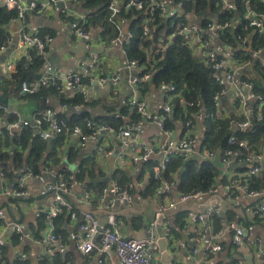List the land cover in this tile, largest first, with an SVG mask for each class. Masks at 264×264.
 <instances>
[{
    "label": "built area",
    "instance_id": "built-area-1",
    "mask_svg": "<svg viewBox=\"0 0 264 264\" xmlns=\"http://www.w3.org/2000/svg\"><path fill=\"white\" fill-rule=\"evenodd\" d=\"M70 1L75 4L78 3V0H39L31 2L0 0V8L16 12V17L11 23L20 26L16 33L18 49L29 52V62L32 63L34 60L31 55L33 52L35 56L42 57L46 63L38 78L21 83V94L36 96L50 88H55L56 90L85 96V80L89 86H93L98 81L103 83L109 81L115 90L121 88V84L125 80L130 89L129 107L138 114L141 120L158 124L165 139L159 146H147L142 141L137 130V123L134 121L125 126L115 127L99 118L84 117L81 123L70 125L68 119L55 113L52 109H47L32 119H21L22 127L31 128L34 134H38L44 141L64 136L66 140L81 149L86 148L90 142L100 138L106 142L110 139L118 142H129L131 145L130 158L133 164L147 163L159 156L160 159L152 161L150 178L158 184L157 192L162 195L171 193L174 188L164 178V171L174 159L189 160L197 154L201 160L214 161L217 159L223 165V173L208 192H191L178 195L168 204L159 205L154 218L147 224L144 238L125 237L119 228L118 214L115 212L117 207H126L134 203V184L119 186L114 183L104 186L102 190L96 193L89 190V186H86V203L90 204L94 198H99L106 203L109 213L105 224H102L92 211L84 213L83 220L79 223V232L74 241L76 250L84 258L98 252L107 260L108 264H156L153 256L160 249L159 221H161L165 239L169 242L173 236L169 217L170 210L174 209L177 203H187L200 198H205L207 204L200 212H189L188 226L183 229L187 236L194 235L192 233H197V235L205 233L209 237L213 234V239H219L224 233L229 232L232 236V246L235 249H241L247 236L246 227L235 221L228 223L221 230L215 231L214 221L216 216L231 208L227 204L222 205L214 201L213 198L219 196L223 191L226 194V199L231 201L238 199L241 195L256 200V203L248 209L245 216L253 222L264 223V181H262L261 186H254L257 181L264 178V149L256 148L255 144H250L249 141L242 138L243 135L255 134V126L264 122V92L258 90L255 85L254 78L257 75L253 71H249L255 61H261L264 66L263 48L254 49L255 47H253V36L256 34L264 36V12L252 6V0H244L246 10L240 19L239 16L237 17L238 5L236 0H220L222 12L230 16L235 15V19L228 18L223 23H218L216 17L206 26H202L190 20L187 22L178 21L183 18L184 4L194 0H130L126 5L125 0H110L108 4V10L111 14L110 21L119 31V36L109 41H100L103 50L112 51L117 46L123 47L126 40L133 38V33L125 30L124 22L120 19L124 7L125 10L134 8L144 11L142 13L144 21L140 26L143 38L152 37V31L156 27L151 24L157 19L164 21L174 18L171 22L173 31L167 34L166 37L161 36L154 55L157 56L168 50L176 39L184 36L185 39L182 45L192 49L197 58L205 60L211 69L210 77L222 85L220 92L214 97V110L209 114H204L201 111L203 108L201 100L189 102L181 96L179 100L186 112V121H178L176 123L178 124L177 127L170 128L168 121L174 118L173 101L176 95H181L178 86L173 82L160 84L157 89L165 94L167 101L159 110H154L145 95L146 86L152 84V74L151 72L143 74L145 69L139 60H128L122 67H113L108 79L102 77L101 73L104 68L111 66L104 58L96 54H91L89 61L79 72L65 77H62L56 67L49 63L47 51L54 41V34L47 32L40 36L29 32L27 29V15L29 13H43L61 7L60 13L62 15L75 20L74 29L71 31L72 36L90 40L92 31L87 14L68 8L67 4ZM147 13L149 14L146 15ZM241 25H243V28L236 35V42L244 51L245 57L232 52V57L226 58L228 56H223L219 51V47H227L222 41V33L235 31L236 34L237 27ZM8 43L9 39L5 44L0 45V53L6 50ZM145 53L147 54L146 61L151 62L154 56L151 54V50H145ZM17 64V60H10L6 65L7 71L12 75L15 74ZM246 77L248 78L244 79ZM262 87H264V83H262ZM68 106L74 109L78 107L65 104L63 108L67 109ZM190 108L198 110L197 113L192 114V117L201 114L202 119L199 121L202 122L204 118L209 116L215 122H219V130L223 127L220 123L227 127L230 135L224 149H212L209 144L204 145V132L202 134L198 133L201 123L193 121L188 116L191 115L188 112ZM12 117L14 118L12 120L15 121L8 120L6 131L11 137L15 138L17 133L14 129L17 128L18 123L16 122L17 118ZM98 152L106 151L101 145ZM107 154L112 155L113 151H109ZM76 169L73 171L62 169L60 171L56 167H45L43 170L46 174L57 178L56 181L45 184L41 190V195L48 196L51 201V208L46 217L50 222L52 232L43 240L50 258L56 254L60 247L58 236L55 233V222L62 210L69 211L73 220L78 218V213L67 201V197L71 195V192L77 186L78 175L81 174L80 169ZM38 177L39 174H35L30 168L21 171V175H19V179L9 196L12 198L25 196L28 182ZM0 218L6 222L3 216ZM11 228L20 239H23L22 225L12 223ZM2 235L3 233L0 230V238ZM209 248L213 252L222 250L221 245H210ZM0 264H8L1 249Z\"/></svg>",
    "mask_w": 264,
    "mask_h": 264
},
{
    "label": "crops",
    "instance_id": "crops-1",
    "mask_svg": "<svg viewBox=\"0 0 264 264\" xmlns=\"http://www.w3.org/2000/svg\"><path fill=\"white\" fill-rule=\"evenodd\" d=\"M67 7L75 9L82 14L87 13L81 3L75 4L70 1ZM60 8L43 13H29L27 15V29L29 32L36 34L45 32L54 34L55 38L47 51V57L48 60L54 63L62 77L79 72L89 61L91 54L99 55L111 66H107L102 70L101 76L105 79L109 78L113 67L119 68L125 65L128 59L123 47L117 46L112 51L103 50L98 29L91 28L92 35L90 40L73 37L71 31L74 29L75 20L62 15ZM19 27L16 23H11L8 26L9 43L6 50L0 53V99L3 102V104H0L2 107L0 116V148L4 152L14 151L13 146L9 144L3 134L8 125V120L14 119L12 116L17 118L18 126L14 130L19 134L25 130V127L21 125V119H32L47 109H52L55 113L61 116L64 114L69 118H71V115L80 118L81 116L99 118L113 126H125L129 122L134 121L137 123V130L141 135L142 141L147 146L156 147L163 142L165 137L158 124L141 120L137 116L138 114L129 107L128 97L130 89L125 80L118 90H115L109 81L105 83L98 81L93 86H89L85 80V96L56 89L57 92L55 90L46 91L42 97L21 94L13 75L6 68L10 60L15 59L19 63L22 58H27L29 55V52L20 50L17 47L16 33ZM219 51L224 53L225 56L230 53L226 58H231L233 55L229 47H219ZM41 72L39 73L41 74ZM33 77L35 78V76ZM145 95L154 110H159L167 101L165 94L160 92L154 85L147 86ZM63 100L72 101L78 107L74 109L68 106L67 109H64ZM199 122L201 123V121ZM201 124L198 128L199 134H202L205 128L204 124ZM177 125L175 124V127ZM101 145L106 152H98ZM130 146L129 142H118L114 139L106 142L100 138L90 142L86 148L81 149L61 137L58 140L55 139L50 148H47L43 158L44 160L49 159L48 161L54 163L58 170L69 169L73 171L76 168L78 169L80 164H85L91 171L85 177L86 182H77V186L71 192V195L67 197V201L73 206L74 211L78 213V218L76 220L69 218L70 212L65 209L59 215V217L63 216V218L59 219L58 217L55 222V233L58 236L60 247L51 258L47 254L46 245L43 243V240L52 232L50 222L46 217L51 208V201L48 196L41 195V190L45 184L52 183L57 178L46 174L43 171L44 164L41 162V173L38 178L28 182L27 194L21 198H12L9 193L15 187V181L21 175V171L25 169L14 170V176L9 181L2 177L0 167V217L3 216L6 220L4 222L0 218V230L3 233L0 238V249L4 257L6 256L7 263L14 264L15 261H29L31 264H44L45 261H48L49 264H108L107 260L98 252H94L86 258L82 257L74 247V241L79 232V223L83 220L85 212L92 211L102 224L107 223L109 212L106 203L99 198H94L90 204H87L85 201L86 186H91L90 183L94 186L118 184V172H122L128 182L134 184L133 194L135 196L133 204L116 208L115 212L118 214L119 228L125 237L144 238L147 224L154 218L157 207L161 204H168L178 196V193L175 188L167 195H162L157 190H148L151 168L149 165L142 166L143 163H132ZM261 149H264V147ZM18 151L19 149L14 153ZM109 151H113V154H107ZM49 152L50 154L54 153L51 158ZM27 155L28 153L26 152L24 157L26 162ZM193 158L200 160L197 154ZM158 159L160 157L156 156L152 161L154 162ZM213 162L218 166L219 177L223 173V165L217 159ZM9 164L12 165L13 162L10 161ZM173 176L177 180L179 178L178 172H174ZM89 190L95 191V193L98 192L91 188ZM219 197L221 199L219 203L222 205L227 204L231 209L226 211V216H216L214 221L215 231L221 230V228L231 222L237 221V223L243 224L247 229L244 246L247 245L248 251L243 249L244 246L241 249H235L231 244L232 236L229 232L224 233L219 239H213V234L209 237L205 233H199L198 235L197 233H192L194 235L187 236L183 229L188 226L189 212H200L207 204L205 198H200L187 203H177V206L169 212L172 230L175 229L179 234V237H177L173 232L169 242L166 241V252L170 255L171 264H230L235 262L239 264H264V223L253 222L245 216L248 209L256 203V200H251L241 195L238 199L231 201L226 199V194L223 191H221ZM182 211L185 213L183 219L185 226L180 228L176 225V214ZM12 223L22 225L23 239H20L13 232ZM210 245H221L222 250L213 252L209 248ZM160 249L158 253L154 254L153 259L156 264H165L162 261L164 253ZM249 255H252V263L247 258Z\"/></svg>",
    "mask_w": 264,
    "mask_h": 264
},
{
    "label": "trees",
    "instance_id": "trees-1",
    "mask_svg": "<svg viewBox=\"0 0 264 264\" xmlns=\"http://www.w3.org/2000/svg\"><path fill=\"white\" fill-rule=\"evenodd\" d=\"M130 0H125V5L129 3ZM176 1V0H175ZM178 1V0H177ZM238 5V15L242 18L246 10V5L244 0H236ZM110 0H78V3L82 4L83 9L87 12V18L89 20V25L92 29H98L100 31L101 41H109L119 36V31L116 26L110 21V12L108 10V4ZM124 5V6H125ZM252 6L256 7L258 10L264 12V1L263 0H252ZM144 11H139L134 8L125 10V7L120 15V19L124 22L125 30H129L133 33V38L125 41L123 45V50L128 60L137 59L143 65L145 71L151 72L152 74V84L149 86L158 87L162 83L173 82L178 86V90L181 95L177 96L173 101V111L174 118L169 119L168 124L170 128H174L178 121H186V112L182 106L179 98L182 96L185 100L189 102L201 100L203 108L201 111L205 114H209L214 110V97L220 92L222 85L217 83L214 78L210 77L211 69L209 64L194 55V52L190 48H186L182 45L185 37H179L176 39L172 46L161 52L159 55L155 56V51L158 47V42L162 37H166L167 34L172 32L171 22L174 18L168 20L157 19L153 24L156 27L152 31V37L143 38L142 30L140 28L141 23L144 21L142 13ZM147 13L146 15H148ZM16 17V12L8 11L5 8H0V45L5 44L9 39L8 26L11 24L12 20ZM218 19V23H223L228 18L235 19V15H228L222 12L220 6V0H194L184 4L183 7V18L179 19V22H196L202 26H206L214 18ZM243 28V25L238 26L236 29V34L233 35L232 31H226L222 33V41L231 48L234 54H239L241 57H245L244 51L238 46L236 35L239 34V30ZM46 33V32H45ZM45 33L39 34L40 36ZM254 49L263 48L264 50V36L258 34L253 36ZM145 50H151L153 54V59L151 62L146 61L147 54ZM229 51V50H228ZM228 53V52H226ZM223 56L224 53L221 52ZM31 55L34 57L33 62L28 61V57H24L17 64V72L13 74L16 83L19 86L23 81H32L40 76V73L45 68V61L42 57L35 56L32 52ZM230 53L227 54L229 56ZM246 59V58H245ZM253 67L249 71H253L257 77L254 78L255 85L258 90L264 92V66L261 61L253 62ZM153 65V67H152ZM39 74V75H38ZM35 76V78L33 77ZM248 77L244 78L247 79ZM252 78V77H251ZM147 88V86H146ZM48 90H55V88H50ZM46 90V91H48ZM44 91V93L46 92ZM56 91V90H55ZM57 92V91H56ZM36 95L35 97H42L43 94ZM63 105H75L72 101L68 102L63 100ZM73 103V104H72ZM191 115H188L197 122L202 119L201 114L198 116H193V113H197L198 110L190 108L188 111ZM201 112V113H202ZM0 110V116H1ZM136 113V112H135ZM138 116V115H137ZM62 117L70 121V125L81 123L83 118L86 116L77 117L71 115L69 117L62 115ZM188 117V118H189ZM140 118V117H139ZM15 120H12L14 122ZM204 124V145L209 144V146L219 149H224L227 146V140L230 135L227 127L220 123L223 127L221 130L218 129L219 122H215L211 117L204 118L201 122ZM113 126V125H112ZM118 127V126H115ZM3 134L6 136L7 141L14 148L13 152H4L0 148V167L1 175L4 179L11 181L14 176V170H24L30 168L35 174L41 173L40 163L42 162L43 170L45 167H57L54 163H50L48 160H44V154L47 151V142L42 140L38 134H34L31 128H25L22 132L16 135V137H11L6 129ZM59 137L58 139H60ZM62 138L65 139L63 136ZM242 138L250 142V144H255L256 148L264 147V122L255 126V134L243 135ZM56 139V140H58ZM17 149L18 152L14 153ZM27 155V162L24 161L25 153ZM50 154V152H49ZM54 153L50 154V158ZM12 161L13 164L10 165L9 162ZM25 162V163H24ZM25 164V165H24ZM149 165L152 168V161H148L146 164L143 163L142 166ZM81 174L78 175V182H86L85 177L91 173L90 169L85 166V164H80L78 166ZM150 169V174H151ZM178 172L179 178L174 179L173 173ZM219 175L218 166L213 161L198 160L195 158L184 160L182 158L174 159L164 171V178L169 181L172 186L177 191L178 195L191 193V192H208L209 189L216 184L217 177ZM118 185L119 186H129L132 182H128V179L122 172H118ZM262 181H257L254 186H261ZM92 190L100 191L105 186V184L94 186L90 183ZM158 184L155 183L150 178V184L148 190H157ZM95 192V191H94ZM65 212V211H64ZM185 213L182 211L176 214V225L183 228L185 226V221L183 220ZM71 214L69 213V218ZM63 216L59 217V219ZM219 220V219H218ZM179 237L178 232L174 229L172 230ZM174 234V235H175ZM6 259V256H5ZM7 262V259H6ZM14 264H31L29 261H15ZM44 264H49L45 261Z\"/></svg>",
    "mask_w": 264,
    "mask_h": 264
},
{
    "label": "water",
    "instance_id": "water-1",
    "mask_svg": "<svg viewBox=\"0 0 264 264\" xmlns=\"http://www.w3.org/2000/svg\"><path fill=\"white\" fill-rule=\"evenodd\" d=\"M233 35L235 34V31L232 32ZM50 64L54 65V63L50 60H48ZM0 104H3L2 100L0 99ZM55 139L51 138L49 140H47V148H50V145L52 144V142L54 141ZM19 179V176L18 178L16 179L15 183L17 182V180ZM214 201H217V202H221V199L219 196H215L213 198ZM221 216H226V211H222L221 212ZM159 232H160V241H159V244H160V251L163 252V259L162 261L165 263V264H171L170 263V255L168 254V252H166V240H165V233L162 229V226H161V221H159ZM244 250L248 251V247L247 245L244 246L243 248ZM240 255V253H239ZM248 259H250V263H252L251 259H252V255H249L247 256Z\"/></svg>",
    "mask_w": 264,
    "mask_h": 264
}]
</instances>
